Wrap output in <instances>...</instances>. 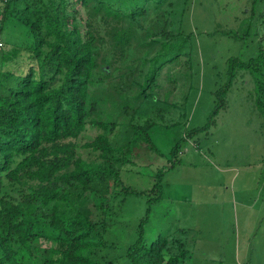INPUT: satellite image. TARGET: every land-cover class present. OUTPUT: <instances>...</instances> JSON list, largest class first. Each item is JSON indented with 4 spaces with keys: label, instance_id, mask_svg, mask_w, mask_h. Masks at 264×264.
Masks as SVG:
<instances>
[{
    "label": "trees",
    "instance_id": "16d2710c",
    "mask_svg": "<svg viewBox=\"0 0 264 264\" xmlns=\"http://www.w3.org/2000/svg\"><path fill=\"white\" fill-rule=\"evenodd\" d=\"M189 1L182 2L183 15ZM78 3L86 10L85 32ZM175 3L2 0L0 33L8 21L18 22L31 31L33 42L2 56L0 264H114L117 258L107 261L98 252L108 247L114 201L123 191L125 196L139 193L126 184L122 170L134 163L136 143L155 148L151 131L164 120V107L150 115L142 107L148 100L157 102L164 68L192 53L183 24L173 28ZM231 61L239 64L216 91L219 103L209 121L187 136L212 127L239 70L255 74L256 104L264 111V53L248 63ZM88 127L100 132L83 144L90 152L85 157L78 139ZM120 133L125 142L118 145ZM164 173L158 171L152 190L162 188ZM150 211L127 247L128 264H183L190 252L181 237L146 240L143 226ZM43 240L52 244L43 248Z\"/></svg>",
    "mask_w": 264,
    "mask_h": 264
},
{
    "label": "rangeland",
    "instance_id": "374dc122",
    "mask_svg": "<svg viewBox=\"0 0 264 264\" xmlns=\"http://www.w3.org/2000/svg\"><path fill=\"white\" fill-rule=\"evenodd\" d=\"M174 1L173 28L183 24L184 33L191 35L192 53L164 68L157 102L148 100L142 107L145 115L162 112L164 120L151 131L155 148L136 143L134 163L122 170L126 184L139 193L125 196L123 191L114 201L106 236L108 247L114 248L100 249L99 257L128 264L127 247L137 239L151 207L143 226L146 240L151 243L167 234L181 237L190 252L183 264H264V111L256 104L255 74L239 70L212 127L187 136L209 121L219 103L216 91L239 64L231 60L248 63L264 53V0H190L184 15L183 0ZM76 7L85 32L86 10L80 3ZM32 42L26 26L8 21L0 33V72L6 70L4 50ZM133 46L139 47L136 40ZM261 67L264 70V63ZM166 97L172 108L166 107ZM160 106L165 111L159 113ZM99 132L88 127L78 139L85 157L90 152L83 144ZM117 138L118 145L125 142L121 133ZM179 142L175 157L172 149ZM160 169L165 171L163 186L152 190ZM51 244L43 240L41 246Z\"/></svg>",
    "mask_w": 264,
    "mask_h": 264
}]
</instances>
